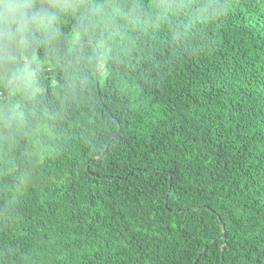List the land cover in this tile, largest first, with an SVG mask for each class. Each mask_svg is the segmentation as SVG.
<instances>
[{"label": "trees", "instance_id": "16d2710c", "mask_svg": "<svg viewBox=\"0 0 264 264\" xmlns=\"http://www.w3.org/2000/svg\"><path fill=\"white\" fill-rule=\"evenodd\" d=\"M116 3L0 79V264H264V0Z\"/></svg>", "mask_w": 264, "mask_h": 264}, {"label": "clouds", "instance_id": "9594fccd", "mask_svg": "<svg viewBox=\"0 0 264 264\" xmlns=\"http://www.w3.org/2000/svg\"><path fill=\"white\" fill-rule=\"evenodd\" d=\"M155 8L164 7L154 4ZM75 20L72 38L105 32L121 20L137 16L134 5L123 11L116 0H0V79H13L26 90L36 80L32 62L41 49L52 50L62 39L61 22ZM23 124L18 109H0V149L9 146L21 134Z\"/></svg>", "mask_w": 264, "mask_h": 264}, {"label": "rangeland", "instance_id": "374dc122", "mask_svg": "<svg viewBox=\"0 0 264 264\" xmlns=\"http://www.w3.org/2000/svg\"><path fill=\"white\" fill-rule=\"evenodd\" d=\"M32 63H35V64H37V65H42V64H45V62H41V61H39V60H34ZM26 71H28L27 70V68H26Z\"/></svg>", "mask_w": 264, "mask_h": 264}, {"label": "water", "instance_id": "95a60500", "mask_svg": "<svg viewBox=\"0 0 264 264\" xmlns=\"http://www.w3.org/2000/svg\"><path fill=\"white\" fill-rule=\"evenodd\" d=\"M12 84V83H11ZM11 84H9V86L6 88V90L10 87V85ZM6 90L4 91V93L6 92ZM3 94H0V96H2ZM222 225V227H223V224H221ZM223 236H225V234H223Z\"/></svg>", "mask_w": 264, "mask_h": 264}]
</instances>
